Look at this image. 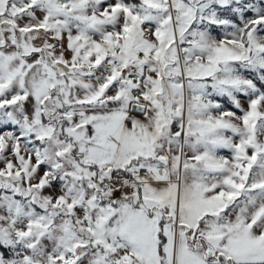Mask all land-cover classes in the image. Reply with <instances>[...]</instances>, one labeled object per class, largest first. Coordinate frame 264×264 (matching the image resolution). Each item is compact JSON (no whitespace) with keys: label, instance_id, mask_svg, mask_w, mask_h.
Segmentation results:
<instances>
[{"label":"snow or ice","instance_id":"obj_1","mask_svg":"<svg viewBox=\"0 0 264 264\" xmlns=\"http://www.w3.org/2000/svg\"><path fill=\"white\" fill-rule=\"evenodd\" d=\"M0 264H264V0H0Z\"/></svg>","mask_w":264,"mask_h":264}]
</instances>
